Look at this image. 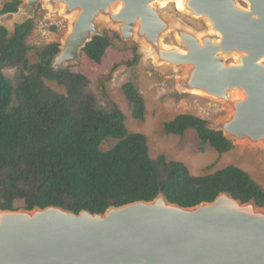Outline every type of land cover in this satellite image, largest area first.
Wrapping results in <instances>:
<instances>
[{
    "label": "water",
    "instance_id": "95a60500",
    "mask_svg": "<svg viewBox=\"0 0 264 264\" xmlns=\"http://www.w3.org/2000/svg\"><path fill=\"white\" fill-rule=\"evenodd\" d=\"M17 12L0 15V27L14 32L16 24L33 19L40 0H20ZM74 16L71 30L52 61L53 70L80 61L94 36H103L96 18L106 14L121 37L140 36L157 45L167 23L152 3L158 0H47ZM187 0L184 12L213 19L222 34L211 30L202 43L181 33L186 48L165 46L158 56L188 71L186 84L228 100L232 114L221 127L231 141L249 138L264 142V0ZM124 9L118 11L119 4ZM118 3L115 12L113 4ZM25 6V12L22 10ZM250 9V10H249ZM19 16H22L19 19ZM18 17L12 27L6 20ZM207 18V19H206ZM208 25V24H207ZM209 26V25H208ZM210 28V26H209ZM186 51V54L182 53ZM246 53L247 55H243ZM243 55L239 64L225 57ZM264 264V208L254 198L247 203L229 193L210 203L184 208L170 203L160 192L152 201L110 207L104 213H80L61 207L15 211L0 208V264Z\"/></svg>",
    "mask_w": 264,
    "mask_h": 264
},
{
    "label": "trees",
    "instance_id": "16d2710c",
    "mask_svg": "<svg viewBox=\"0 0 264 264\" xmlns=\"http://www.w3.org/2000/svg\"><path fill=\"white\" fill-rule=\"evenodd\" d=\"M20 4V0L6 1L0 15L17 12ZM35 25L33 18L16 24L13 33L0 27L2 210H18L19 202L27 210L55 206L75 213H104L113 206L152 201L160 192L170 203L184 208L200 204L208 192L214 198L229 193L243 203L257 195L264 197L261 186L237 166L194 176L183 162L152 158L147 136L128 130L120 108L98 106L88 90L87 76L71 68L53 70L59 43L29 44ZM113 43L108 32L94 36L82 56L100 63ZM32 51L35 63L31 62ZM7 69L16 71L13 79L5 75ZM46 81L56 82L65 91H55ZM123 90L133 106V117L143 121L146 107L137 86L127 82ZM163 130L178 136L195 130L201 148L209 143L220 155L234 147L221 131L210 129L207 121L191 114L177 115ZM108 138L117 142L104 150L102 144Z\"/></svg>",
    "mask_w": 264,
    "mask_h": 264
},
{
    "label": "rangeland",
    "instance_id": "374dc122",
    "mask_svg": "<svg viewBox=\"0 0 264 264\" xmlns=\"http://www.w3.org/2000/svg\"><path fill=\"white\" fill-rule=\"evenodd\" d=\"M6 1L8 0H0V10ZM237 2L246 7L243 1ZM117 7L118 3L113 4L111 12H115ZM152 7L167 23V28L161 33L157 45L150 44L140 36L138 22L134 25V36L129 40L123 39L119 29L110 23L107 15L101 14L96 18L97 30L108 32L114 40L113 46L100 63H94L81 54L80 61L69 65L68 68L89 78L88 90L94 94L101 109L110 110L113 105L117 106L127 117L128 130L147 136L152 158L164 156L168 161L183 162L194 176L212 174L228 165H234L246 171L264 190V142H255L249 138L234 140L233 149L220 155L209 143L202 149L195 130H189L183 136L164 132V124L180 114L195 115L214 128L221 127L233 113L229 101L240 94L230 91L228 100H225L203 91L191 90L185 81L189 78L186 67L179 69L178 66L163 61L158 52L165 46L186 48L181 39L183 32L194 35L202 43L204 38L209 36L210 28L205 18L196 17L192 12H182L173 1L165 7L154 2ZM25 10L24 6L22 11ZM21 18L22 16H19V19ZM73 18L74 16L63 12L59 6H52L47 0H40L34 15L36 25L28 39L29 44L40 47L57 42L62 45L71 30ZM17 19L18 17H11L5 23L12 27ZM211 38L216 39L215 36ZM134 48H137L136 52L133 51ZM30 58L32 63L36 62L34 51L30 53ZM135 58L137 60L133 63ZM225 62L228 65L233 63V56L225 57ZM4 73L11 79L16 76L14 69H7ZM127 82H133L144 99L146 109L143 121L132 115L133 106L123 90ZM46 84L57 92L65 91L64 87L54 81H46ZM116 142L117 140L108 138L102 148L110 149ZM214 200L213 194L208 192L202 195L201 203ZM254 201L258 207L264 208V197L257 195ZM16 207L18 210L23 208L19 202Z\"/></svg>",
    "mask_w": 264,
    "mask_h": 264
},
{
    "label": "bare ground",
    "instance_id": "6f19581e",
    "mask_svg": "<svg viewBox=\"0 0 264 264\" xmlns=\"http://www.w3.org/2000/svg\"><path fill=\"white\" fill-rule=\"evenodd\" d=\"M174 2L176 4V7L181 9L182 12L185 11V7H184V4L186 3L187 0H158V3L162 6V7H165L169 2ZM246 3H247V6L248 8H250V2L248 0H244ZM124 3L121 2L119 4V7H118V11H122L124 9ZM250 10V9H249ZM207 19V18H206ZM207 24L210 26V30L211 32L215 35V37L217 39H221L222 38V34L221 32L218 30L217 26H216V22L211 19V18H208L207 19ZM182 53L186 54V51L185 50H182ZM243 55H247L246 53H244ZM243 55H233V58H234V62L233 64H239L241 62V60L243 59ZM261 62H264V57L261 59ZM144 261L140 262L139 264H144L143 263Z\"/></svg>",
    "mask_w": 264,
    "mask_h": 264
}]
</instances>
